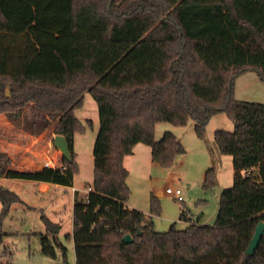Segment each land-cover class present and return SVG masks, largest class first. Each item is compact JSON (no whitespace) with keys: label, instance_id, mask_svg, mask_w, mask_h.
<instances>
[{"label":"trees","instance_id":"16d2710c","mask_svg":"<svg viewBox=\"0 0 264 264\" xmlns=\"http://www.w3.org/2000/svg\"><path fill=\"white\" fill-rule=\"evenodd\" d=\"M59 29L45 44L62 66L60 72L30 73L39 45L10 22L29 11L23 0H0V115L39 136L53 125L65 138L70 159L63 168L14 171L0 152V178L73 188L78 164L75 111L90 94L98 110L90 191L74 193L75 264H264V235L252 257L246 250L257 225L264 223V105L234 98L235 79L253 71L264 83V0H48ZM50 10V13L52 12ZM57 20V22H58ZM9 88L11 97L5 95ZM224 113L232 131L218 130L213 147L230 156L231 188L222 190L214 225L181 208L179 220L164 232L154 228L159 200L151 196L149 214L128 208L129 172L123 159L137 144L151 149L154 164L170 169L186 153L171 132L155 140V127L194 123L205 140L212 116ZM216 185L213 168L203 188ZM19 197L0 187V219ZM42 255L65 254L61 226L41 216ZM129 235L130 244L122 241ZM0 260L7 254L1 251Z\"/></svg>","mask_w":264,"mask_h":264},{"label":"rangeland","instance_id":"374dc122","mask_svg":"<svg viewBox=\"0 0 264 264\" xmlns=\"http://www.w3.org/2000/svg\"><path fill=\"white\" fill-rule=\"evenodd\" d=\"M23 1L30 6L29 11L13 16L10 22L18 34L29 33L39 45V53L32 61L29 72H60L62 66L45 44L47 35L58 31L60 21L55 14H52L48 0ZM7 93L11 97L9 88L5 90V95L8 97ZM234 98L242 102L264 105V83L255 72L247 71L235 79ZM75 116L83 124L86 120L93 121L85 134L75 133L74 138V152L78 164L77 173L74 175V186L83 189L79 195L84 196L87 186L92 185L93 182V147L99 130L98 110L90 94L84 95L83 105L75 111ZM11 123L15 125V129L12 128L13 133L10 132L7 138L14 137V140L23 143L29 140L27 136L29 133L24 131L22 126ZM218 130H233L232 123L224 113L211 117L206 127L205 140L196 137L194 123L191 120L185 127H176L169 123L157 124L155 140L160 141L165 132H171L182 144L186 153L176 158L172 168L165 169L152 162L150 147L139 144V148L133 152L130 171L127 170L129 175L126 183L130 190L127 206L149 214L151 196L158 198L159 214L152 218L154 228L158 232L167 231L173 223L177 229H185L187 224L179 220L182 207L193 218L200 217L203 225H214L220 193L232 187L234 174L232 158L221 155L213 147L214 134ZM4 131L6 135L7 132ZM54 153V160L51 159L50 163L56 167L63 161V155L58 149ZM210 168L215 171L216 185L206 190L203 188L204 175ZM0 186L13 190L26 205L24 208L10 211L5 218L0 219V233L3 239L1 251H7L0 264H75L73 244L65 239V236L71 232L72 194L61 189L55 192V196L62 198L61 202L65 205L62 207L65 212L60 217L63 225L59 240L66 247V252L63 254L56 249L57 258L52 260L42 255L40 250V235L45 232L41 213L32 208L36 203L33 183L17 179H0ZM167 188L180 190L183 202H178L174 195L166 194ZM48 198L52 199L53 196ZM53 210L55 209L46 203L44 214L57 223L59 220L55 218Z\"/></svg>","mask_w":264,"mask_h":264},{"label":"crops","instance_id":"0c3cea01","mask_svg":"<svg viewBox=\"0 0 264 264\" xmlns=\"http://www.w3.org/2000/svg\"><path fill=\"white\" fill-rule=\"evenodd\" d=\"M49 13H50V11H49ZM52 14H53V12H52ZM83 100H84V98H83ZM12 128L15 129V125H13L11 122H9V119L5 115L1 114L0 115V152L6 154L9 157V159L11 160V164L9 166V169L14 170V171L24 172V171H40L44 167L61 168L60 165L63 166V162L65 159L64 157H63V161H61L60 165H58L56 167L53 166L52 163H50V161L54 160V157H55L54 152L57 149V148L55 149V147L53 145V139L56 136L53 134V131H54L53 125H51V127L48 130H46L44 133H42L39 136H34V135L28 134L27 136H28L29 140H27L24 143L23 142H17L16 140H14V137H12V138L6 137L7 135H9L10 132L13 133ZM4 130H6V132H7L6 135L4 134V132H5ZM138 146H139V144H137L134 147L133 152L139 148ZM133 156H134V154H132L131 156H127L123 159V166L126 170L130 171V167L133 164ZM50 157H53V158H50ZM0 179H6V178H0ZM27 182H32V181H27ZM32 183L34 186V190H35L34 195L36 198V203L33 204L32 208H34V209H36V211L40 212L41 216L43 215V216L47 217L44 214V209H45L46 203L50 204L51 207H53V209H55V210H53V211H55L54 212L55 218L57 220H59V222L56 223L53 220H50V219L49 220L52 221L53 223L59 224L61 226V231H62L63 220H61L60 217L65 212L62 210V207H64L65 205L62 204V202H61L62 198H58L57 196H55V192H57L59 189H61L66 193H67V191H69L72 194L71 195L72 213L70 214V216L72 217V222H70L71 232H69L71 234L72 230H73L74 193H75V191L80 193L83 191V189L76 188L74 185H73V188H65V187L52 185V184H48V183H41V182H32ZM0 187H2V186H0ZM6 190L11 191L9 189H6ZM11 192H13V190ZM13 193H15V192H13ZM15 194L19 197L21 202L13 204L11 206V209H10L11 211H13L17 208H24L26 206L24 201L22 200V198L17 193H15ZM50 196H53V198L52 199L48 198ZM128 208H130V207H128ZM44 232H45V228H44ZM60 234H61V232H60Z\"/></svg>","mask_w":264,"mask_h":264},{"label":"water","instance_id":"95a60500","mask_svg":"<svg viewBox=\"0 0 264 264\" xmlns=\"http://www.w3.org/2000/svg\"><path fill=\"white\" fill-rule=\"evenodd\" d=\"M7 95L9 97V93H7ZM53 145L62 153L65 159L67 160L70 159L68 145L64 137L56 135L53 139ZM263 235H264V223L260 222L257 225L253 238L251 239L250 244L246 250L247 256L252 257L254 255L255 250L258 248ZM122 241L126 244H130L132 242V239L129 235H126L123 237Z\"/></svg>","mask_w":264,"mask_h":264},{"label":"built area","instance_id":"2783aa9c","mask_svg":"<svg viewBox=\"0 0 264 264\" xmlns=\"http://www.w3.org/2000/svg\"><path fill=\"white\" fill-rule=\"evenodd\" d=\"M60 167L62 168L63 166L60 165ZM89 191H90V188H87L86 194H87ZM165 192H166V194H168V195H174L175 198H176V200H177L178 202H180V203L183 202V198H182V196H181L182 193L180 192V190H172V189H170V188H167Z\"/></svg>","mask_w":264,"mask_h":264}]
</instances>
